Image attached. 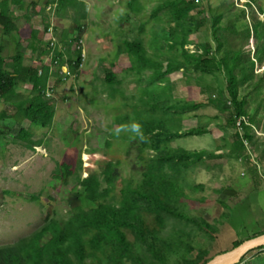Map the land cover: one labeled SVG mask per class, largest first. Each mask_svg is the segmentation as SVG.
Wrapping results in <instances>:
<instances>
[{"label": "trees", "instance_id": "16d2710c", "mask_svg": "<svg viewBox=\"0 0 264 264\" xmlns=\"http://www.w3.org/2000/svg\"><path fill=\"white\" fill-rule=\"evenodd\" d=\"M78 1L58 2L59 16L67 8L75 9L79 17L75 23L79 29L76 37L69 38V31L63 34L62 51L59 48L55 51L57 66L53 75L51 67L43 64L48 53L39 50L40 32L32 25L37 17L46 21L45 9L36 7L35 3L28 5L26 0L0 2L3 34L9 38L17 35L21 42L17 55L9 59L4 57L5 46H0V143L9 141V134L3 128L22 127L14 144H22L29 150L43 146V142H35V136L24 125L29 123L31 127L51 129L56 116L54 100L47 97L51 77L56 78L58 84L62 83L58 77L62 67L67 65L70 75L81 73L84 32L80 20L86 19L87 12L83 9L85 4ZM152 1L159 2L152 11L155 22L152 41L146 47L138 41L124 40L111 59L104 60L110 64L111 72L106 74L102 84L94 86L93 91H101L100 95H107L128 109L116 116L118 132L115 136L139 144L137 160L142 168L141 181L124 180L119 176L123 161L119 157L107 159L100 164L99 173L86 176L80 175V169L73 164H58L52 180L60 188L68 187L65 191L67 214L60 217L51 211L31 236L0 247V264H210L215 259H210L211 253L203 249L197 238L203 235L204 239L216 241L220 233L217 225L221 223H209L200 215L201 211L191 210V203L204 205L209 202L197 197L205 192L204 185L196 184L198 170L208 174L212 170L223 171L225 158L238 176L243 174L245 183L255 187V192H264V162L258 161L255 155L256 147L264 143V138L255 132L264 129V75L256 74L258 66H264V22L257 19L251 28L244 19L240 20L242 25L238 23L237 26L247 25L246 31L241 33L242 39L245 38L242 45L237 37L231 38V35L239 36V27L224 29L223 22L228 14L223 10L208 9L201 0ZM259 2L248 0V6L252 8ZM54 4L52 0L47 7ZM128 7L136 14L146 10L142 0H131ZM230 8H235L234 1ZM15 9L26 13L24 18L28 24L25 28L20 27ZM260 9L264 15V8ZM30 10H33L31 16L28 15ZM195 11H200L197 16L193 14ZM207 11L212 14L213 42L201 46L203 52H192L188 48L193 44L191 38L206 26L202 15ZM243 13L246 17L245 10ZM163 24L172 30L174 39L169 40ZM148 26L143 24L142 31L148 30ZM45 28L48 30L49 24ZM253 40L257 52L254 59H248L244 50ZM31 50L37 56L35 66L27 63V51ZM119 65H125L122 79L114 72ZM194 74L195 78L191 76ZM131 76L139 86L137 92L129 96L123 85ZM180 78L183 83L194 80L202 85L207 82L203 88L204 98L199 101L179 99L174 89L175 80ZM223 79L224 91L210 84H219ZM26 86L33 87L30 97L20 93ZM246 88L254 93L242 96L241 90ZM205 93L216 95L208 98ZM130 101L135 104L130 106ZM210 108L218 113L217 120H225L224 128L234 131L228 154L218 156L217 152H190L175 147L174 143L184 136L211 137L210 126L198 127L186 135L181 133L185 120L197 119L198 112ZM241 120L248 123H242L243 135L237 127ZM7 124L11 127L6 128ZM120 131L127 133L122 135ZM112 144L108 143L109 148ZM124 151L127 156L128 149ZM235 165L240 166L239 171ZM238 187L241 186L236 185ZM235 192L232 186L221 191L229 197ZM3 194L12 196L10 192ZM41 201V197L32 198V202ZM217 204L225 210L239 206L232 207L224 201ZM263 236L264 232L248 241ZM244 244H236L235 250ZM223 255L227 254L220 256Z\"/></svg>", "mask_w": 264, "mask_h": 264}, {"label": "rangeland", "instance_id": "374dc122", "mask_svg": "<svg viewBox=\"0 0 264 264\" xmlns=\"http://www.w3.org/2000/svg\"><path fill=\"white\" fill-rule=\"evenodd\" d=\"M51 1L27 0V3L28 5L37 4L36 7L45 9L46 13L47 4ZM233 1L235 8L231 9L230 5ZM78 2L85 4L83 9L87 12L86 19L80 20L84 32L82 41L85 54L81 73L69 76V70L64 69L58 77L62 83L58 84L56 78L51 79L48 87L56 94H53L52 99L56 105V116L51 129L44 130L31 127L29 123L24 125V128L30 130L35 136V142H43V146L29 150L22 144L16 145L13 141L20 136L22 127H16L13 130L3 128L4 132L9 134V141L0 143V247L13 245L31 236L43 225L44 219L51 211L56 212L60 217L67 214L68 199L65 191H68V187L60 188L52 180L58 164H73L74 168L80 169V175L86 176L90 173H99L100 164H103L107 159L119 157L123 160L119 176L121 175L124 180L141 181L142 168L138 165L137 160L139 144L115 136L118 132L115 127L116 116L128 109L122 108L117 102L109 99L107 95H100L101 91L99 93L93 91L95 90L94 86L102 84L106 74L111 72L110 64L104 60L111 59L112 54L116 52L119 45L124 43V40L138 41L146 47L152 41V30L155 27L152 11L159 2L142 0L146 10L139 14L129 9L128 3L131 0H79ZM201 2L208 9L223 10L228 14L223 22L224 29L237 26L238 23L242 25L241 19H244L251 28L254 27L257 19L264 22V15L260 12V7L264 8L263 0H260L252 8L248 6V0H201ZM204 7H201L202 11H204ZM244 10L246 17L243 13ZM14 11L19 18L20 27L25 28L28 24L24 18L26 13L17 9ZM199 12L195 11L193 14L197 16ZM32 13L33 10H30L28 15L31 16ZM62 14L59 16L56 9L53 13H46L45 22L41 17H37L33 21L34 29L40 32L41 45L39 50L42 53H48L50 40L53 38L59 47H62L60 44L65 31H69V38L76 37V31L79 29L75 23L76 18H79L77 12L73 8H67ZM202 17L206 20V26L191 38L193 44L188 48L192 52L198 50L203 52L201 46L210 41L213 42L212 14L207 11ZM145 23L149 25V29L142 31L141 26ZM47 24L54 29L49 37L45 29ZM163 27L169 34V40L174 39L169 26L163 24ZM246 27L247 25L239 27V36L231 35V38L236 39L235 37H237L240 44L243 45L245 38L242 39L241 33L246 31ZM158 40L159 38H157V42ZM20 43L17 35L16 38L15 36L6 37L0 28V46H5L6 49L4 57L7 59L15 57ZM26 46L28 48V45ZM244 52L248 59H254L257 52L256 42L253 40L251 44L247 45ZM48 58H44V65L51 64L48 62ZM36 61L37 56L32 50L27 51V63L35 66ZM123 67L125 65H119L114 71L119 79L125 76L122 72ZM256 74L263 76L264 66H258ZM191 76L195 78L197 75ZM205 84H197L194 80L183 83L181 78L176 79L174 93L179 99L185 101L187 99L199 101L204 98L203 88ZM210 84L218 87L219 91H224V79L219 84ZM138 86L134 82L133 76L126 78L123 85L129 96L137 92ZM246 89L241 90L242 96L245 93H254L250 92L248 88ZM32 91L33 87L26 86L22 87L20 93L25 97H30ZM215 95L206 94L208 98ZM129 103L130 106L135 104L132 101ZM197 114L199 118L184 121L181 125V133L186 135L198 127L210 126L208 130L211 137L188 138L184 136L182 140L179 139L174 143V146L182 147L190 152H217L216 155L218 156L228 154L234 131L224 128L222 125L225 120L219 118L217 120L218 113L211 108ZM7 125L6 128L11 127L10 124ZM240 132L243 135L241 130ZM126 133L120 131L122 135ZM109 142L113 143L110 148ZM218 148L221 151H216ZM124 149H128L127 156ZM255 155H257V151ZM222 162L226 163L223 171L212 170L208 174L203 170H198L196 184L204 185L205 192L197 197L205 198L209 202L204 205L190 204L191 210L201 211L200 215L205 217L209 223L214 225L218 221L221 223L217 225L220 233L216 241L204 239L203 235H199L197 238L203 249L211 253L210 259H216L222 254L233 253L236 244L247 243L250 238L257 237L264 232V192L260 194L255 192L253 185L245 183L243 174L238 176V173L230 168L225 158ZM235 167L237 171L240 170L239 165H235ZM70 180H74V178H70ZM72 185L73 183H70L69 187ZM229 185L236 191L231 197L221 193L222 189L229 188ZM236 185L241 187L236 188ZM4 192H10L12 196H6L3 194ZM33 197H41L42 201L32 202ZM222 201L232 207H235L236 204L239 206L225 210L217 204ZM244 259V264H264V249L263 251L262 249L252 251Z\"/></svg>", "mask_w": 264, "mask_h": 264}, {"label": "water", "instance_id": "95a60500", "mask_svg": "<svg viewBox=\"0 0 264 264\" xmlns=\"http://www.w3.org/2000/svg\"><path fill=\"white\" fill-rule=\"evenodd\" d=\"M264 248V236L245 243L233 253L219 256L210 264H242L244 258L251 253Z\"/></svg>", "mask_w": 264, "mask_h": 264}, {"label": "clouds", "instance_id": "9594fccd", "mask_svg": "<svg viewBox=\"0 0 264 264\" xmlns=\"http://www.w3.org/2000/svg\"><path fill=\"white\" fill-rule=\"evenodd\" d=\"M58 2H59V0H55V4H54V5H51L49 8L46 9V11H47L46 13H53V12H55V10L58 9ZM45 29H46V28H45ZM46 31L48 32V37H49L51 31L54 32V29H53V27L50 28V26H49V29L46 30ZM53 43L55 44V47H54L55 49L52 47V44H53ZM57 48H59V50L62 51V47H59V44H57V41L55 40V38L51 39V40H50V44H49V49H48V55H47V57H49V58H48V62H50L51 64H50V65H46V66L51 67V74H52V75H53V72L56 70L55 67L57 66L56 62H54L55 51H56ZM51 55H52V56H51ZM82 57H83V64H82L81 69L83 68L84 61H85L84 49H83V56H82ZM52 64H53V65H52ZM64 69H68V65L62 67V70H64ZM68 70H69V69H68ZM41 73H42V72H41ZM69 76H71V75L69 74ZM51 79H52V77H51ZM50 81H51V80H50ZM50 81H49V83H50ZM48 92L51 93L49 87H48ZM47 96H48V93H47ZM51 96H52V97H50V99H53V95H52V94H51Z\"/></svg>", "mask_w": 264, "mask_h": 264}, {"label": "crops", "instance_id": "0c3cea01", "mask_svg": "<svg viewBox=\"0 0 264 264\" xmlns=\"http://www.w3.org/2000/svg\"><path fill=\"white\" fill-rule=\"evenodd\" d=\"M26 2H27V0H26ZM258 133H259V137L264 138V129ZM262 140H264V139H262ZM260 148H262V150H260ZM256 151H257V155H258V161L264 162V143L263 144L260 143L259 147H256Z\"/></svg>", "mask_w": 264, "mask_h": 264}, {"label": "built area", "instance_id": "2783aa9c", "mask_svg": "<svg viewBox=\"0 0 264 264\" xmlns=\"http://www.w3.org/2000/svg\"><path fill=\"white\" fill-rule=\"evenodd\" d=\"M52 47H55V44H54V43L52 44ZM47 97H48V98L52 97L50 92H48V96H47ZM243 122H245V124L248 125L247 121H244V120L239 121V123L237 124V126L239 127V129H240L241 131H242V128H241V127H242V123H243ZM255 132H256L257 135L259 136V133H258L257 131H255ZM245 146H246L247 148L249 147V144H248L247 141L245 142Z\"/></svg>", "mask_w": 264, "mask_h": 264}, {"label": "bare ground", "instance_id": "6f19581e", "mask_svg": "<svg viewBox=\"0 0 264 264\" xmlns=\"http://www.w3.org/2000/svg\"><path fill=\"white\" fill-rule=\"evenodd\" d=\"M221 206V205H220Z\"/></svg>", "mask_w": 264, "mask_h": 264}]
</instances>
